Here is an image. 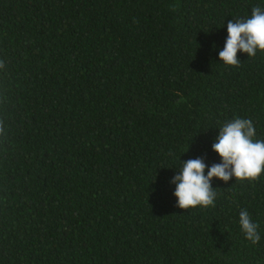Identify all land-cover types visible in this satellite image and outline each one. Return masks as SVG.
Instances as JSON below:
<instances>
[{
  "label": "trees",
  "instance_id": "1",
  "mask_svg": "<svg viewBox=\"0 0 264 264\" xmlns=\"http://www.w3.org/2000/svg\"><path fill=\"white\" fill-rule=\"evenodd\" d=\"M256 6L0 0V264H264V172L213 178L214 206L186 210L171 183L189 159L219 163L234 117L264 139V52L218 60Z\"/></svg>",
  "mask_w": 264,
  "mask_h": 264
},
{
  "label": "clouds",
  "instance_id": "2",
  "mask_svg": "<svg viewBox=\"0 0 264 264\" xmlns=\"http://www.w3.org/2000/svg\"><path fill=\"white\" fill-rule=\"evenodd\" d=\"M255 57L264 52V6H256L250 16L230 20L226 25V39L218 60L225 67L239 66L237 53ZM0 62V68H3ZM212 143V152L218 164L207 167L201 159H189L172 178L175 185L172 193L179 209L214 206L216 191L211 186L213 178L228 182L254 181L264 172V139L256 138V128L251 119L234 117L218 128ZM238 226L244 239L251 245L261 241V231L249 212H239Z\"/></svg>",
  "mask_w": 264,
  "mask_h": 264
}]
</instances>
